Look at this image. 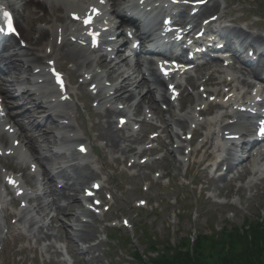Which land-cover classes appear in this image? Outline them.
Instances as JSON below:
<instances>
[{"label": "bare ground", "instance_id": "1", "mask_svg": "<svg viewBox=\"0 0 264 264\" xmlns=\"http://www.w3.org/2000/svg\"><path fill=\"white\" fill-rule=\"evenodd\" d=\"M114 1L115 0H110ZM136 2V6L142 8L145 11H148L150 16H153L155 14L150 13L153 6L157 5V1L152 0H133ZM161 1V0H160ZM182 2H188L191 0H181ZM192 1H201V0H192ZM209 2L207 5L199 12V14L195 16L188 15L185 8L182 7V11L179 13H183L186 15L187 18H189V22L191 24H194L196 27L198 26L199 22L201 21V17L205 16L206 14H209L213 10L216 11L220 8V5L217 0H208ZM92 2H98V0H45L44 3L37 2L36 0H0V3L3 7L7 8V10L14 12L17 14L18 19L17 23L21 28V35L23 36V40L31 47L29 49H16L18 53L16 56H19L20 59L17 61H13V55L6 54L4 46H0V64L1 69L0 72L5 75L4 77L0 76V80L2 84H4V92L6 95L11 96L13 94V90L20 84L19 82L22 81V83H30L31 91L36 94L37 100L39 101L38 106L40 108L48 109L49 111L53 112L55 116H51L50 125L48 124L47 128L52 133L51 135H54L55 132L59 129V131H68L72 135H62L61 137H57L58 144L60 145L61 150H69L65 148L67 143L71 141L72 139L80 141L79 145L88 143L89 146L92 144H96L97 141H104L106 142V148H107V154L108 155H115L120 154L121 156L127 157L128 154L134 153V148H129L128 144H139V142L143 138V133L141 134L135 133L132 130H127L124 134H118L119 131L116 129V127L113 126L112 119L116 114H120L122 117H133V114H130L129 105L131 101L135 100L136 104L134 105V111L139 112V110L142 108L144 104L147 105V109H149L148 113H152V108L156 114H159L157 112V109L154 107L155 103L157 102L156 94L158 91H163L160 95V100L163 104L166 102L169 105L168 112L172 114V102L170 101V95L168 97V89L165 88V80L161 77L158 70L155 68V65L153 61L146 58L144 61L138 57L133 60L132 66L127 70H121V65L126 63L127 58L121 57V55L116 54L117 59H123V60H117L114 61L110 59L109 61L103 63V65H109L113 64V66L109 69V75L108 79L111 82H115L117 79H121L118 86L114 89L108 88L103 93L104 87H102V84L104 82H110L108 79L104 81V77H99V74L96 71H88L86 70L89 66V62L86 60L88 59V53L90 50L88 48L82 49L83 51H75V50H66L65 48L69 45H74L75 48H79L77 43H72L71 39L73 37H76L77 39H81L84 41V39L81 38L82 33L79 29H74L73 27L69 26V24L62 23L64 20L67 21L68 17L63 19L59 16V14L63 13H70L75 12L78 10H86L88 4ZM55 5V6H53ZM28 7L33 8L32 15L28 17V21L25 20L24 13ZM225 7V6H224ZM223 7V9H224ZM57 11H56V10ZM218 13V12H217ZM215 13V14H217ZM224 18V16H221ZM156 18V16H155ZM44 22L49 25L47 28H40L37 27V23ZM26 26V27H25ZM144 31H146V34H150L151 31L149 29L144 28ZM230 34L236 39L240 41V43L243 44H256V42H260L263 40L262 37L256 36V35H250V32H248L246 29L242 27H236L234 29H229ZM228 36V35H227ZM226 36V37H227ZM69 37V40H68ZM59 40H61V45L59 44ZM231 42V40H230ZM4 45V44H3ZM16 44L12 43L9 48L13 47L16 48ZM105 47H111V43L109 41H105ZM117 47V46H115ZM228 48L231 49V45H227ZM118 50H121V46L117 47ZM48 49H51V52H48ZM12 50V49H11ZM85 51V52H84ZM109 55V54H108ZM107 58V55H105ZM60 58H64L67 62L71 61L74 63L76 74L78 73L82 78L88 79L89 76H94L92 78V82L90 85L93 84H99L100 85V92H98L97 95H93V98L96 102H98L99 105H101L100 114L101 117L105 119V122L96 124L92 127L86 122L85 117L83 115V110L81 107L78 106L77 100L79 99V95L73 91L72 89L68 88V91L63 94L59 92L55 86L52 83V79L49 75V61H54L57 65ZM108 60V59H107ZM229 62L227 60H224V62ZM143 62H146L148 67L147 71L150 75V81L145 78L144 73L142 71ZM202 65V64H201ZM203 66V65H202ZM219 67V68H218ZM212 68H218L211 70L208 78L205 79V83L209 80L214 79L216 75L220 76L219 81L217 82V85L220 87L225 84H229L232 89H234V78H237V83H240V85H250L251 84V78L246 77L245 71L249 70L251 74L254 76L260 75L257 73L259 66L256 67L250 66L247 68L242 69L239 71L238 69L230 68L232 71H234V75H224V70L220 66L212 67ZM34 69V73L31 75V78L22 77V78H15L13 79V73L23 72H32ZM37 69H41L40 73H35ZM197 73V72H195ZM143 74V75H142ZM27 75V73H26ZM11 77L12 80L9 82L7 80L8 77ZM231 78V81L229 80ZM43 81H40V80ZM199 75L196 76V80H199ZM149 82H151V86L149 87ZM177 82L174 78L172 80V83ZM203 82V81H202ZM204 82L201 84L203 85ZM135 85V88L139 89V92H137V95L134 94V92L127 93V89L129 86ZM33 88V89H32ZM178 89H181L180 86H178ZM113 91V94L111 92ZM156 92V94H155ZM220 91L217 93L219 94ZM232 93L236 95V99L231 98L230 101H232L231 106L239 105L242 100L247 99L243 97L237 96L236 92L233 90ZM229 93H226L224 97H226ZM66 96L67 100L62 102V98ZM88 101L92 99L91 96L87 95ZM107 98H110L109 101H106ZM30 98H27L26 102H29ZM126 104V107H124L123 110H119L118 108L114 107L116 103ZM205 103L204 101H202ZM219 105H223V101L221 100L219 103L216 102ZM226 105V104H225ZM106 107V109H102L103 107ZM241 106H245V103H242ZM233 108V107H232ZM18 116H16L13 119H8L3 113L0 116V150L6 151L12 147V144L14 141L21 140L22 136L19 132H15L13 136H10L8 133L5 132V127L10 126L13 128L12 123L13 120L21 119L24 121L25 119L31 120L34 118L32 111H23L19 112ZM153 115H156V114ZM194 113H189V118H179L176 120V126H181L184 128L187 124L189 119H193ZM58 121H64L61 125L60 122L56 124L55 118ZM147 118V116L145 117ZM143 119L144 121H147L146 119ZM243 120L247 119L245 117L242 118ZM197 120V119H196ZM218 122H206L204 124L205 126V133L201 138L199 146L191 153L190 156H195L197 153H200L204 151L208 154L207 150L214 147L213 141L215 136L214 131V124H217ZM23 124V123H22ZM20 124V126L22 125ZM171 122H167L166 128L172 132V126ZM24 125V124H23ZM25 126V125H24ZM23 126V128H24ZM93 129L100 134H98L95 137L90 136V130ZM231 129V128H230ZM41 124L36 128L34 126H31L30 131L26 132V140L28 141V144L31 149L35 150V143H37L38 138H42V143L49 142V135L46 132H42ZM133 132V133H132ZM43 133V134H40ZM176 138L179 139V135L176 133V137L172 135L170 138L169 144L174 142ZM177 139V140H178ZM86 142V143H84ZM138 142V143H137ZM179 144L183 145V147L180 145L178 147V151H180L183 148H186V143L182 140L179 142ZM166 147L167 142L163 143ZM48 146V144H47ZM101 146V145H100ZM24 148V141H20V146L16 151V155L14 156H0V163H2L3 159H14L18 165L23 167V162L26 159H29L27 155H25V152H23ZM188 148V147H187ZM256 149V145H251L249 148H241L240 151L237 149H230V153L227 157V159L221 164L222 166L225 165L227 167L226 173L224 172L221 174L216 181L221 183H230V179L233 178L232 175H234L235 179H241L245 177L246 175H255V177H261V179H264V165H261L264 161V150L263 148H260L257 153L254 155L253 150ZM174 153L171 152V160L175 161L176 157L174 156ZM64 156V155H62ZM212 156L211 153H209V157ZM20 162L17 160L19 159ZM253 158L252 160H250ZM249 159V160H248ZM72 160H70L69 166H68V173L67 170L63 169V172L61 173V184H63V187L61 189H53V186L55 185L54 179H51L49 184L47 185V188L44 189V195L47 197L54 196L53 199H48L46 201L45 208L41 210V207H34L30 205V209L23 212V218H20L18 223L22 224L23 219L24 221L26 218L31 214H36V218H32L33 224H41V229L43 231L44 228L48 231L46 234H49L50 229H52V226L55 222V219H57L59 216L62 215L68 218H73L74 222L76 224H81L80 222V204L81 200L77 196V193H79L82 185L85 184V182L91 178H93L95 175L94 168L90 166V163H85L75 165L72 164ZM170 161V160H169ZM92 163V162H91ZM31 164H36L34 161L31 162ZM180 165H183V162L180 161ZM142 167V166H140ZM5 168V167H4ZM248 169V171L246 170ZM4 171H8L6 168ZM14 172V171H13ZM204 173H206V169L204 170ZM3 174L2 171H0V176ZM35 177V175H34ZM20 179V178H19ZM22 182H24L23 179H20ZM252 183V182H251ZM44 184L42 185V187ZM46 186V185H45ZM19 188H23V185ZM208 189V188H207ZM250 189V188H249ZM6 188L2 187L0 183V204H1V211H0V234L4 231V229L1 227L5 223V214L7 212L8 202L6 198L4 197V192ZM251 190V189H250ZM69 191H72L73 193L70 194ZM42 192L39 194L41 195ZM36 199V197H33L31 192H29L26 189L25 193V201L27 200L30 204L31 200ZM19 199L17 197L14 198V200ZM23 201V200H21ZM62 202H66V205L62 204ZM40 206V205H39ZM38 208V209H37ZM45 211V213L43 212ZM53 214L51 217V220L48 222V226L43 225V222L45 221V217L49 216L51 213ZM72 215H71V214ZM44 216V217H43ZM86 217H93V220L97 219V216H94L93 213L85 212ZM38 217V218H37ZM35 226L30 225L28 237L33 239L36 237L32 236V231ZM68 227H65V230L68 231ZM94 226L92 224H82L77 230L75 239L77 241H88L92 239L95 235V231L91 230ZM17 230H20V227L17 228ZM53 234V233H51ZM54 235V234H53ZM57 235V234H56ZM27 237V236H26ZM47 237H50L47 235ZM67 238H71L70 233H66ZM74 241V238H71ZM3 239H1L2 242ZM78 245V243H77ZM41 252L43 254H50L54 252L55 255H58V250H56L54 245H49L46 247L40 248ZM95 249L92 247L89 249L88 253H94ZM80 252V253H79ZM77 255H80L79 257L82 258L83 254L81 253L80 249H78ZM97 256V255H96ZM100 261V257H92L90 261H87L83 259V262L85 264H92ZM66 261H62L61 264H66Z\"/></svg>", "mask_w": 264, "mask_h": 264}, {"label": "rangeland", "instance_id": "2", "mask_svg": "<svg viewBox=\"0 0 264 264\" xmlns=\"http://www.w3.org/2000/svg\"><path fill=\"white\" fill-rule=\"evenodd\" d=\"M36 1L43 2V0ZM218 1L219 4H221L222 2L225 3V1L229 5L233 4L232 9H227L225 11L238 10L237 13L239 17H248V24L256 23V20H254L256 13L261 12L264 14V0H254L252 3H250L252 0ZM239 2L242 3L244 8L239 9ZM32 11V8H28L26 16H30ZM234 18H238L237 15H235ZM26 21H28L27 18ZM262 24L264 25V19ZM44 25L45 24L43 22L37 23V27ZM18 29L20 32L21 28L19 26ZM253 30L254 29L250 28V31ZM73 48L74 47H72V49ZM13 51L14 50H12L9 54H13ZM17 60L18 57L14 56L13 61ZM60 64L64 66L67 64L65 66V71L68 74L70 72H73L70 71L73 70L72 62H65V59H61ZM109 67L105 70L106 72ZM16 76H18V71L13 73V77ZM8 79L11 80L12 78L9 77ZM76 80L79 84L78 78H76ZM87 86L88 85H86L84 89H80L79 93H81V91L87 93ZM25 89L26 86L20 88V91H23V93L17 94V92H15L13 100L14 106L12 107L14 108L13 110L31 111L34 109V103H26L27 105L23 106L22 95H30ZM159 110L162 111L161 106H159ZM45 112L37 111L33 114L35 115V117L33 118L32 122L33 124H35V126L38 121H40V115H45ZM176 113H178V111H176ZM93 114H95L94 111H92V115ZM139 116L142 117L143 115L141 114ZM169 117V114L163 115V119H169ZM26 124H28V121L26 122ZM45 126V123H43L41 127L44 132L47 131V128ZM150 133L151 131H146L143 140H146L147 135H149ZM96 134L97 133H94V135ZM48 140L52 142V135L49 136ZM40 141H42V138H39V143L36 144V146L38 147V151H40V153H44L45 156H48V161L52 165L61 167L62 163H64L65 160L63 157L60 158L53 155V151L56 147L47 149L46 147H44L43 143V146L41 145ZM74 150L75 148L73 147V151ZM170 151H172L171 146L168 149H160L157 147V151H155L154 154L146 152L144 156L147 157L149 156L148 154H151V157L149 158L150 161L143 166L144 168L142 170L139 167H134L131 169L126 167V165L131 163L128 158H120L119 156L114 155L111 158L107 157L105 159V157L103 158L100 156L101 151L95 157L96 166L94 167V169L96 170L95 172L97 175H95L92 179H98L103 182L104 191L102 192V195H104L106 192L110 193L113 197V206L110 212L105 214L101 221H98V223L96 224V237L94 239H96L97 237H99V239H105V234H109V232L114 235L115 231L112 232L111 226L113 223H116L117 226H120L122 218H128L131 222H133L134 230L132 232L126 229L118 230L119 232L116 233V242H109L107 240L103 241L100 244V248H97L98 250L94 252V255H101V259L98 263L92 264H131L129 261H127V258L124 259L122 258L123 256H120L119 249H121L124 254H131L133 252V249H136L140 253H142L146 248V243H149L150 240H157L158 242L166 243L169 237H171V242L175 244L179 242V240L190 236L191 234L193 236L197 233H199L200 235H211L219 233V231L226 226L241 227L245 223L254 222L258 219L264 222V184H262V187H258V185L254 187L251 185L249 187L251 190L248 188L251 179L248 178H246L244 181H235L233 182V184H222L221 182L212 180L211 175L206 174L205 176H203L202 171H198L201 169V167L196 166V164L192 165L194 162L193 160L191 161L192 170L188 172L187 177L184 178V180L187 182L185 184L184 181H182L184 169L180 167L177 162H173L171 160ZM114 158H118V160H114ZM134 160L139 162L140 158H136ZM4 163L7 165L13 164L12 161H5ZM26 171L29 172V167H27ZM166 174H168L169 176H166ZM157 176L161 177L159 179H156ZM106 178L108 179V181L104 183L103 179ZM90 180H87L85 184L87 182L90 183ZM29 181L32 184L34 183L32 179H29ZM148 181L151 183L149 189H147L146 187V185L148 184H145V182ZM45 182H47L46 184H48L49 178H46ZM89 183H87L86 185H88ZM224 185L225 188H223ZM56 186H58L57 181L54 187ZM207 186H210V188L208 190H204L203 188ZM242 187L244 191L240 193V197V195L238 194V190ZM35 189H37V187H35ZM220 192L221 196L218 195ZM37 193H41V188L38 189ZM70 193L72 194L71 191ZM81 194L82 192H80L79 196H81ZM215 196H218V198ZM53 197L54 196H51L49 199L51 200L53 199ZM140 200H146L148 202V205L145 207V209H136V205H139ZM222 201H224L226 205H223ZM39 202H41L42 209L45 208L46 199L42 197L38 199L36 204H38ZM43 212L45 213L44 210ZM55 222L56 223L54 224V228L56 230H54V232H56L57 228L61 225L63 226L71 224L75 226V224H73L75 223L73 218L67 219V217L62 215H60L59 218L55 219ZM103 227L106 228L104 236L102 233ZM69 230L71 231L72 229ZM63 231L60 233L62 243L63 240H65V232ZM33 232H37L41 238L43 237L44 233L42 232L41 228L39 229L36 227ZM132 239V244L125 243L129 240H131L132 242ZM17 241L18 240H16V242ZM16 242L14 243V245L16 244ZM72 242L76 243L77 241L75 240ZM12 244V242H8L7 247H11ZM80 244L83 245V242H81ZM16 247L17 249H21V247L23 248L22 243L21 246L16 245ZM74 248L76 250L77 246ZM8 252L9 249L4 257L3 254L1 255L3 258L0 261V264L7 260ZM24 255L26 257L21 258L24 261L27 260L25 264H60V261L64 257H52V259L48 261L45 256L41 257L42 255L40 252L26 251V254ZM92 256V253L84 254L85 259H91ZM77 260L81 259H78L77 257ZM9 264H13V262H10ZM75 264L85 263L82 260L81 262Z\"/></svg>", "mask_w": 264, "mask_h": 264}, {"label": "trees", "instance_id": "3", "mask_svg": "<svg viewBox=\"0 0 264 264\" xmlns=\"http://www.w3.org/2000/svg\"><path fill=\"white\" fill-rule=\"evenodd\" d=\"M225 232L215 240L202 236L192 252L160 256L153 264H264V224L244 232L236 228Z\"/></svg>", "mask_w": 264, "mask_h": 264}, {"label": "snow or ice", "instance_id": "4", "mask_svg": "<svg viewBox=\"0 0 264 264\" xmlns=\"http://www.w3.org/2000/svg\"><path fill=\"white\" fill-rule=\"evenodd\" d=\"M262 134H264V130H262ZM84 149H81V151H83Z\"/></svg>", "mask_w": 264, "mask_h": 264}]
</instances>
